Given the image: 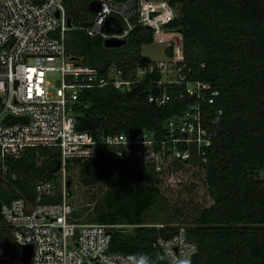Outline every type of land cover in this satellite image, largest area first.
Returning <instances> with one entry per match:
<instances>
[{"label":"trees","instance_id":"trees-1","mask_svg":"<svg viewBox=\"0 0 264 264\" xmlns=\"http://www.w3.org/2000/svg\"><path fill=\"white\" fill-rule=\"evenodd\" d=\"M164 1L176 14L164 28L182 35L183 74L218 92L214 104L200 102L205 125L216 110L223 111L211 128L210 146L204 148L206 160L193 149L189 161L171 165L164 178L156 179L148 167L114 161L111 149L101 145L96 158L64 167L71 205L75 183L102 188L90 204L73 205L72 216L78 223L115 226L109 251L137 264H170L158 240L172 238L180 227L196 246L188 264H264V0ZM93 3L64 0L71 27L64 35L68 54L105 77L114 66L124 78H135L136 69L150 62L141 50L154 42L153 30L137 25L134 16L126 43L106 48L101 36L91 37L81 29L95 16ZM112 19L125 26L119 16ZM165 52L169 58L172 48ZM160 78L158 70L147 73L143 83L127 92L114 85L84 90L75 110L77 129L96 141L141 131L163 138L168 121L198 101L179 96L183 85L155 84ZM164 92L171 96L167 104L149 102L150 95ZM6 163L7 173H0L2 205L18 198L33 202L39 181L55 185L54 195L43 201L60 202L61 158L56 148H28ZM0 243L7 252L18 253L5 226H0Z\"/></svg>","mask_w":264,"mask_h":264},{"label":"built area","instance_id":"built-area-1","mask_svg":"<svg viewBox=\"0 0 264 264\" xmlns=\"http://www.w3.org/2000/svg\"><path fill=\"white\" fill-rule=\"evenodd\" d=\"M94 10L92 22L81 27L91 37L125 39L135 25L130 19L137 16V25L153 30L154 41L165 43L167 36L179 33V42L176 39L173 46H167L172 55L165 62L150 60L136 69L135 78H124L114 66L105 77L99 69L68 54L64 35L71 27L64 0H0V173L6 174L7 160L18 159L25 149L47 147L59 151L62 174L60 202H44L43 197L54 195L55 185L39 181L33 202L18 198L9 205L1 204L0 226L10 229L18 253L7 252L0 243V264H23L22 246L32 247L28 264H134L132 258L109 251L110 229L115 226L78 223L73 218L75 208L66 195V163L94 159L103 145L111 149L114 161L148 167L156 179H162L171 165L189 161L193 149L205 162L211 128L221 121L223 111L218 109L205 125L200 102L214 104L218 92L210 91L207 82L188 81L183 74L182 35L164 28L176 17L166 1L94 0ZM116 16L124 27L112 19ZM155 70L161 74L155 84L183 85L179 96L198 101L168 121L163 138L141 131L133 137L115 134L96 141L89 132L77 129L75 110L84 90L114 85L127 92ZM170 99L166 92L148 98L156 106H164ZM6 116L26 120L8 125L3 123ZM158 244L170 264H188L196 251L182 227L172 238L159 239Z\"/></svg>","mask_w":264,"mask_h":264},{"label":"rangeland","instance_id":"rangeland-1","mask_svg":"<svg viewBox=\"0 0 264 264\" xmlns=\"http://www.w3.org/2000/svg\"><path fill=\"white\" fill-rule=\"evenodd\" d=\"M179 36V33H173L172 35L167 36V40L165 43L154 41L151 45L143 46L141 54L151 61L165 62L168 59L165 49L169 45L173 46V41H175L176 39V41L179 42ZM260 177L264 179V170L260 173ZM72 189V203L75 208H79L90 204L89 202L91 197L93 195L99 196V190L102 188H100V186H95L94 188H86L79 183H75Z\"/></svg>","mask_w":264,"mask_h":264},{"label":"water","instance_id":"water-1","mask_svg":"<svg viewBox=\"0 0 264 264\" xmlns=\"http://www.w3.org/2000/svg\"><path fill=\"white\" fill-rule=\"evenodd\" d=\"M93 11H95V10H93ZM56 15L58 16V13H56ZM125 43H126L125 39L109 38V39L104 40V46L106 48L120 47V46H123ZM23 120H26V119L14 117V116H6L3 119V123L10 125V124L20 123ZM119 163H121V161H119ZM67 185H69V183ZM0 206H1V203H0ZM31 249H32L31 246H22L20 248L19 253H20V258H21L23 264H28L29 257L31 254ZM132 260H133L134 264H137V262L134 259H132Z\"/></svg>","mask_w":264,"mask_h":264},{"label":"snow or ice","instance_id":"snow-or-ice-1","mask_svg":"<svg viewBox=\"0 0 264 264\" xmlns=\"http://www.w3.org/2000/svg\"><path fill=\"white\" fill-rule=\"evenodd\" d=\"M30 71H35L34 69H30Z\"/></svg>","mask_w":264,"mask_h":264},{"label":"crops","instance_id":"crops-1","mask_svg":"<svg viewBox=\"0 0 264 264\" xmlns=\"http://www.w3.org/2000/svg\"><path fill=\"white\" fill-rule=\"evenodd\" d=\"M94 12V11H93Z\"/></svg>","mask_w":264,"mask_h":264}]
</instances>
